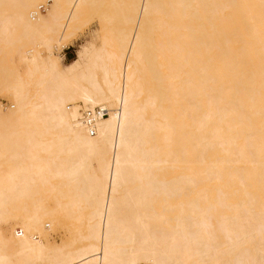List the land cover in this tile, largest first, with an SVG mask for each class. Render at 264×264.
Here are the masks:
<instances>
[{
	"label": "bare ground",
	"instance_id": "6f19581e",
	"mask_svg": "<svg viewBox=\"0 0 264 264\" xmlns=\"http://www.w3.org/2000/svg\"><path fill=\"white\" fill-rule=\"evenodd\" d=\"M101 1L0 0V264H264V0H114L63 68ZM43 216L83 244L48 248Z\"/></svg>",
	"mask_w": 264,
	"mask_h": 264
},
{
	"label": "rangeland",
	"instance_id": "374dc122",
	"mask_svg": "<svg viewBox=\"0 0 264 264\" xmlns=\"http://www.w3.org/2000/svg\"><path fill=\"white\" fill-rule=\"evenodd\" d=\"M113 2L114 0H102L100 3L86 5L82 14V26L75 33L71 41L65 46L61 51V66L65 68L73 61L77 60L83 47L93 42L98 47L101 46L103 41V36L105 34V28L115 27L118 25L117 20L113 19L110 23H106L103 17L105 12L110 14L113 13ZM47 7L49 5L44 4ZM47 12V10H46ZM43 12V13H46ZM222 36L224 33L221 34ZM65 52L68 53L66 58ZM0 101L4 107H11L14 103L12 95L7 93H0ZM8 170L6 159L0 160V171ZM41 194L36 197L37 203H43L45 209L49 207H54L57 203V194L55 191L50 192L49 189L52 187V182L49 181L45 184H40ZM14 204V206H16ZM25 206H29V202H24ZM12 206V212H17L16 208ZM50 216H43L41 222V233L45 239V243L48 248H53L55 246H65L67 244L72 245H82V232L83 226L75 219L64 220L62 217H57L56 220H53L50 226L44 227L45 222L49 219ZM65 224H64V223ZM66 226L67 229L63 228ZM69 226V227H68Z\"/></svg>",
	"mask_w": 264,
	"mask_h": 264
},
{
	"label": "built area",
	"instance_id": "2783aa9c",
	"mask_svg": "<svg viewBox=\"0 0 264 264\" xmlns=\"http://www.w3.org/2000/svg\"><path fill=\"white\" fill-rule=\"evenodd\" d=\"M47 8L48 7L44 4L40 5L33 14V17H36L38 13L45 12ZM78 112L80 123L83 124L88 133L93 136L97 133L98 121L103 117L109 116L110 109L102 106H96L92 109H82V107H80Z\"/></svg>",
	"mask_w": 264,
	"mask_h": 264
},
{
	"label": "crops",
	"instance_id": "0c3cea01",
	"mask_svg": "<svg viewBox=\"0 0 264 264\" xmlns=\"http://www.w3.org/2000/svg\"><path fill=\"white\" fill-rule=\"evenodd\" d=\"M66 58L68 57V53L65 52V55H64Z\"/></svg>",
	"mask_w": 264,
	"mask_h": 264
}]
</instances>
